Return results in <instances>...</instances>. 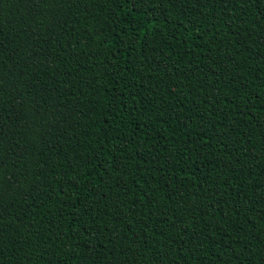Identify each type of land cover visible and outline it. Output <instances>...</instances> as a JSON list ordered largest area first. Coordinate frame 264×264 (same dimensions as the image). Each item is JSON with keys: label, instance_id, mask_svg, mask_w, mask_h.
I'll use <instances>...</instances> for the list:
<instances>
[{"label": "trees", "instance_id": "obj_1", "mask_svg": "<svg viewBox=\"0 0 264 264\" xmlns=\"http://www.w3.org/2000/svg\"><path fill=\"white\" fill-rule=\"evenodd\" d=\"M0 264H264V0H0Z\"/></svg>", "mask_w": 264, "mask_h": 264}]
</instances>
